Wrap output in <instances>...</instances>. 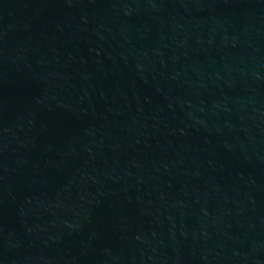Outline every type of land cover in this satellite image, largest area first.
Returning <instances> with one entry per match:
<instances>
[{"label": "water", "instance_id": "1", "mask_svg": "<svg viewBox=\"0 0 264 264\" xmlns=\"http://www.w3.org/2000/svg\"><path fill=\"white\" fill-rule=\"evenodd\" d=\"M0 264H264V0H0Z\"/></svg>", "mask_w": 264, "mask_h": 264}]
</instances>
